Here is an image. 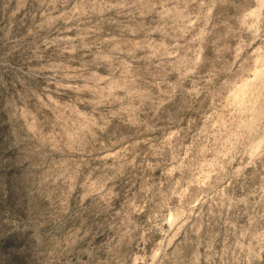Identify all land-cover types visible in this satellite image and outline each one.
<instances>
[{
	"label": "clouds",
	"instance_id": "obj_1",
	"mask_svg": "<svg viewBox=\"0 0 264 264\" xmlns=\"http://www.w3.org/2000/svg\"><path fill=\"white\" fill-rule=\"evenodd\" d=\"M0 264H264V0H0Z\"/></svg>",
	"mask_w": 264,
	"mask_h": 264
},
{
	"label": "rangeland",
	"instance_id": "obj_2",
	"mask_svg": "<svg viewBox=\"0 0 264 264\" xmlns=\"http://www.w3.org/2000/svg\"><path fill=\"white\" fill-rule=\"evenodd\" d=\"M22 239L17 237L15 234L8 240V244H20Z\"/></svg>",
	"mask_w": 264,
	"mask_h": 264
}]
</instances>
